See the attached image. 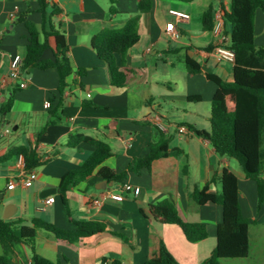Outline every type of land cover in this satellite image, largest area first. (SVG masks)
Instances as JSON below:
<instances>
[{
    "label": "crops",
    "instance_id": "0c3cea01",
    "mask_svg": "<svg viewBox=\"0 0 264 264\" xmlns=\"http://www.w3.org/2000/svg\"><path fill=\"white\" fill-rule=\"evenodd\" d=\"M46 1L61 10L52 21L66 36L73 68L63 93L54 71L10 76L13 57L20 55L24 59L26 55L27 32L18 19L28 13L29 19L41 28L42 17L37 13V0H0V104L14 96L10 112L0 114V156L12 148L32 146L44 162L36 170L33 186L27 189L21 185L18 157L0 165V221L20 220L33 227V220L39 219L64 231L76 230L71 219L106 227L104 232L76 243L38 229L37 253L54 263L104 264L118 260L122 264H145L151 237L156 236L180 264H201L217 246L222 209L209 203L192 210L189 196L208 184L210 193L219 194L220 176L224 168H229L238 178L240 203L244 217L251 221L250 230L258 222L264 223V206L257 209L256 183L245 177L240 166L235 167L234 159L220 158L211 143L195 133L211 129V105L218 87L209 77L227 82L234 78V62L218 60V39L203 28L204 14L211 7L221 10L223 16L229 14L231 0H153L151 11L143 14L138 7L140 0ZM171 10L186 13L190 19H178L170 14ZM139 14L140 41L124 60L117 57L121 70L131 71L132 78L126 87L116 88L93 39L104 30L124 27ZM224 21L229 33L230 24L225 18ZM172 22L180 32L178 40L166 33ZM258 38L264 42V14L260 11L255 17L256 43ZM50 45L54 47L52 39ZM53 57L52 50L46 51L45 58ZM188 59L199 66V73L189 71ZM196 97L200 100L193 99ZM182 126L189 130L188 134H179ZM72 135L107 143L112 156L68 192L69 217L60 199L62 178L82 168L96 150L87 143L70 147ZM164 137L170 141L168 157L155 161L150 171H143L141 176L130 174L122 184L98 174L103 168L117 173L126 170L133 160L147 155L151 144ZM261 148L264 159V131ZM125 183L140 188V194L121 192ZM49 189L57 190L56 194L42 198V192ZM120 192L123 201L108 198L100 205L93 203L105 193ZM49 197L56 199L53 205H46ZM166 200L184 221L207 225L208 238L193 244L179 227L157 222L150 208ZM8 264H32L30 248L16 245Z\"/></svg>",
    "mask_w": 264,
    "mask_h": 264
},
{
    "label": "trees",
    "instance_id": "16d2710c",
    "mask_svg": "<svg viewBox=\"0 0 264 264\" xmlns=\"http://www.w3.org/2000/svg\"><path fill=\"white\" fill-rule=\"evenodd\" d=\"M37 13L42 17V27L29 19L24 13L18 19L26 28V55L21 69L22 75L31 71H54L59 76V91L63 93L68 87V79L73 74L69 57V47L65 34L56 28L52 18L60 14L56 6H50L46 0H37ZM191 3L195 0H179ZM50 7L52 12H49ZM140 14L148 13L153 7V0L139 1ZM111 11L114 12L113 7ZM260 11L264 14V0H231V11L224 18L230 24L229 41L226 47L235 52L233 81L227 82L218 77L209 78L217 85V91L211 105L210 125L207 131L195 130L198 137L208 140L220 158L234 159L239 164L248 180L257 185L258 205L260 211L264 206V175L261 140L264 131V47H258L255 39V17ZM140 14L132 17L120 29H107L93 39L99 57L107 64L111 84L116 88L129 85L132 72L122 71L117 57L122 60L129 50L140 41ZM216 9L211 7L203 16V28L213 32ZM54 41V47L50 40ZM48 50L53 51V59L45 58ZM191 73H199V66L187 60ZM200 100V98H193ZM14 96L0 104V114L10 112ZM169 139L164 137L158 143L151 144L149 152L143 158L133 160L126 170L115 172L103 168L99 175L116 184H122L130 174L138 176L143 171H150L155 161L165 159L169 153ZM87 143L96 148L82 168L68 172L61 181L60 199L70 217L68 192L80 182L93 175L95 169L112 156L111 147L103 142L83 135H72L69 146L76 147ZM24 156L27 171L40 168L41 160L35 147L20 146L10 149L0 156V165L19 156ZM215 179L212 180V183ZM221 192H209V184L202 190L195 189L189 196L190 208L212 203L222 209V221L217 227V246L211 256L201 264H223L224 260L246 259L250 255L251 221L244 217L239 192V181L236 174L224 168L220 176ZM152 217L161 224L175 225L181 229L190 243H198L209 236L207 225L184 221L177 208L168 200L157 206H151ZM76 227L74 231H64L43 220L34 219L33 227L23 225L22 221H0V244L3 254L0 264H8L15 254L16 245H26L32 254V264H65L51 262L41 257L36 250V231L44 230L55 238L76 243L81 239L92 237L105 231L103 224L96 222H80L71 219ZM104 264H122L115 260ZM145 264H180L167 249L164 241L156 236L151 237L148 260Z\"/></svg>",
    "mask_w": 264,
    "mask_h": 264
},
{
    "label": "built area",
    "instance_id": "2783aa9c",
    "mask_svg": "<svg viewBox=\"0 0 264 264\" xmlns=\"http://www.w3.org/2000/svg\"><path fill=\"white\" fill-rule=\"evenodd\" d=\"M170 14L181 20L190 19V15L186 13L178 12L176 10H171ZM166 33L173 40H178L181 37L180 32L175 28L173 22L167 25ZM213 33L218 39V46L215 49V55L218 58V60L228 61L231 63L235 62V59H236L235 52L229 49L228 47H226V44L229 41V36H227L225 33V21H224V16L221 10L216 11L215 27H214ZM23 60L24 59L20 55H16L13 57L11 61V65H10V76L12 78H18L22 75L21 69L23 65ZM21 86L24 87L25 84H22ZM48 107H49V103L46 102L45 108H48ZM178 132L180 135H184V134H188L189 130L185 126H182L179 128ZM16 166L19 171L21 185L26 189L32 187L34 182L37 179L36 170L27 171L26 160L24 156L22 155L18 157ZM120 190L121 192H133L134 195H139L141 191L140 188H135L129 183L123 184ZM121 192L118 194H106L105 193L99 199H95L93 203L95 205H100L108 198H112L118 201H123L124 196ZM55 201L56 199L54 197H49L45 200V203L46 205H53Z\"/></svg>",
    "mask_w": 264,
    "mask_h": 264
},
{
    "label": "rangeland",
    "instance_id": "374dc122",
    "mask_svg": "<svg viewBox=\"0 0 264 264\" xmlns=\"http://www.w3.org/2000/svg\"><path fill=\"white\" fill-rule=\"evenodd\" d=\"M257 46L264 47V42L258 38ZM235 167L239 168L236 160L233 161ZM264 168V164H263ZM250 255L246 259L226 260L223 264H264V223L258 222L250 230Z\"/></svg>",
    "mask_w": 264,
    "mask_h": 264
},
{
    "label": "water",
    "instance_id": "95a60500",
    "mask_svg": "<svg viewBox=\"0 0 264 264\" xmlns=\"http://www.w3.org/2000/svg\"><path fill=\"white\" fill-rule=\"evenodd\" d=\"M56 192H57V190H55V189L45 190L44 192H42L41 197L45 198V197H48V196H50L52 194H56Z\"/></svg>",
    "mask_w": 264,
    "mask_h": 264
}]
</instances>
